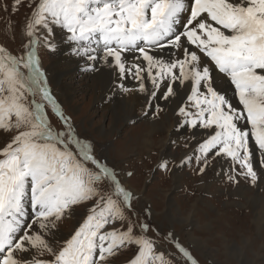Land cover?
<instances>
[{"label": "snow or ice", "instance_id": "snow-or-ice-1", "mask_svg": "<svg viewBox=\"0 0 264 264\" xmlns=\"http://www.w3.org/2000/svg\"><path fill=\"white\" fill-rule=\"evenodd\" d=\"M22 3L14 0L13 10ZM28 7L27 51L0 46V131L11 134L0 146V264H110L129 246L135 253L127 264H173L146 235L150 224L133 220V191L78 138L51 94L37 33L54 50V28L65 31L76 55L136 80L149 108L159 92L176 105L181 126L210 130L195 150L198 162L206 165L210 153L230 158L233 171L238 165L237 175L255 184L249 139L264 166V0H29ZM214 72L234 85L239 108L217 90ZM46 105L66 127L52 125ZM78 205L88 214L61 240L53 230ZM165 239L186 264H199L173 233Z\"/></svg>", "mask_w": 264, "mask_h": 264}, {"label": "rangeland", "instance_id": "rangeland-1", "mask_svg": "<svg viewBox=\"0 0 264 264\" xmlns=\"http://www.w3.org/2000/svg\"><path fill=\"white\" fill-rule=\"evenodd\" d=\"M28 3L29 0H23V3L13 10L14 0H0V46L5 47L14 55L18 56L23 55L27 51V49L24 48V45L28 43V37L25 35V24L27 18L31 15V8L28 7ZM59 29L54 28V34L58 33V36L54 35L49 37L51 43H54V40L58 37H61V40L64 38L65 31ZM37 35L41 36V43L37 45V54L40 59L41 68L45 75H47L46 79H48L47 68L50 67L52 59H54V50H50L49 47L43 43V35H46V33H37ZM99 67L100 66H98V69ZM103 69L105 71H111L107 66ZM72 80L76 83V91L73 93L71 102H69L68 105L65 104V100L59 97V95H61L59 84H54L50 80H47V86L64 114L71 118L78 138L90 142L93 147V154L117 171L122 178L123 184L133 191V207L136 215L132 218L135 221H142L150 224L151 228L146 235L156 242L155 246L157 250L164 253L166 259H171L173 264H186L184 258L175 248L174 243L169 239H165L168 233L172 232L180 243L199 261V264H242V262L235 263L234 261L237 260L234 258L226 261L221 255V253H223V248L222 245H220L222 243L221 238L218 236H222L221 232L223 234L225 233V236H227L229 234L228 230L232 229L234 230L233 237L236 236L235 233H237V231H241L244 232L242 233L243 235H246V237L248 235L249 238L247 248L244 249V247H242L239 250L240 252L238 251L237 253L240 257L239 260L244 259L245 262L249 264H264V219L259 224L255 225L253 223V217L249 219V216L248 218L246 216L249 209L241 210V212L238 211L247 204V197L250 198L249 196H252L255 192L264 195V166L260 163L262 153L255 144L254 138L250 137L249 147L252 153L253 167L258 175V180L255 184H253L250 179H245L243 176L237 175V173L241 171L238 165L235 166V170L233 171V163L230 158L223 156L217 157L214 153H210L206 157V165L203 159L198 162L196 156L200 155V153L195 150L198 148V144L203 142V139L210 130H205L200 127L194 128L190 125L181 126L183 124V118H180L181 121L179 124L183 129L181 130V128L174 127L176 131H179L177 132L178 137L174 141H169V152L175 153V156L161 159V157L157 156V153L160 154V144L164 138L161 137L160 132H153L150 134L151 144H143L142 139H144V136L148 132L147 126L144 124L143 120L146 119V115L149 116V118L146 119L148 121L149 119L159 120V118L164 116L167 110L171 112V110L168 109L170 102L163 101L162 98H159L160 96H157L158 98L152 101V107L149 108L146 105L149 103L150 98L145 95V98L142 97L140 102L141 105L145 104L144 106L147 109L143 110V107L138 104V107L135 108V115H137V117L131 118L132 120L122 122L121 124L117 123L118 130L115 132H108L104 138L99 134L97 127L98 125L107 127L110 123V115L106 114L103 116L104 112L101 109L102 106L95 105V102L91 98V92H84L81 88L79 89V84L83 82L82 79L77 77ZM133 81L136 83L135 80ZM137 87L135 88L137 89ZM229 87L231 89L234 85L231 84L230 86L229 84ZM125 88L130 89L132 87L125 86ZM103 102L108 103V100L105 99ZM156 105H159L160 108L158 114ZM46 112L55 128L61 129L66 127L63 122L52 113L50 106L46 105ZM173 112L176 115V112ZM241 123L243 124L244 122ZM134 125L137 126L134 127ZM10 135V133L4 132L3 138L0 141V146L9 141ZM166 144H168V142H166ZM73 150L75 151L74 146ZM178 153L182 155L180 156ZM189 156L192 157L191 161L182 164L181 161ZM162 160L167 161V169L159 167ZM219 161H222L220 165L221 168L217 167ZM214 166L217 167V169ZM173 167L178 168L184 173V175L180 177L178 185H173L172 183L170 172ZM201 167L204 168L203 172L200 171ZM128 173H131V175L129 176ZM229 173L236 175V181H230L227 178ZM240 187L241 189L248 187L251 191L246 192L244 195L238 194L235 189H239ZM165 192H167V194L172 192L171 197L176 199L174 203L180 206L183 215L186 214L187 210L195 206V221H193L192 224L189 223L181 227L179 226L180 220H170L168 222L164 219V215H161V211L164 203L167 204L165 201ZM241 204L243 205L240 206ZM210 205L219 209L222 215L218 216L216 211L210 208ZM245 207L243 209H245ZM151 209H154L156 213V218L154 219L151 218ZM79 211L80 213L82 212V214L78 217L76 222L73 223L71 215L77 214ZM87 214L85 205L73 206L71 211L67 212L65 216L57 222L56 229L65 233L63 239L69 238L70 235L74 233ZM240 215H244L245 217H240ZM178 217L182 218L183 216ZM206 222L211 224L213 232L206 229L203 224ZM207 226L209 227V224H207ZM137 231L139 230L137 229ZM190 233L205 240V246L209 248L210 253L215 259L202 254L204 253L203 249H201V253V251H198L191 243H188L187 234ZM134 253L135 248L132 246L121 249L110 258V264H127Z\"/></svg>", "mask_w": 264, "mask_h": 264}, {"label": "bare ground", "instance_id": "bare-ground-1", "mask_svg": "<svg viewBox=\"0 0 264 264\" xmlns=\"http://www.w3.org/2000/svg\"><path fill=\"white\" fill-rule=\"evenodd\" d=\"M54 35L58 36V33H56ZM63 37L64 38H62V40H61V37H58L54 40V43H53V44H55V49L53 51L54 59H52L50 67L47 68L48 77H49L47 80H50L54 84L60 85L61 95H59V97H61L63 100H65V104L68 105L69 102H71L73 93H75V91H76V87H75L76 83L72 79L77 78V77L82 79L83 82H81V83L79 82L80 83L79 89L81 88V90H84V92H89V93L91 92V94H92L91 98L95 102V105L96 106H99V105L102 106L101 109L104 112L103 116H105L106 114L110 115V123L108 124L107 127L103 126V125H98V127H97L98 132L101 136H103L105 138V136L108 132L117 131L118 130L117 123L121 124L122 122L132 120L131 118L137 117V115H135V108L138 107L137 106L138 104H139V106L143 107V110L147 109L144 106L145 104L141 105L140 101H141L142 97L145 98L144 96L145 95L148 96V95L146 93H140L138 90H136L135 87H137V85H138V82L136 80H135L136 83H134V81H133L134 79L130 75L126 79L118 78L117 74L115 72H113L112 69H111V71H105L103 69L105 67V65L103 63H101L99 61H96V62L88 61L86 56L76 55L75 52H73V47H75V45L72 43H69L66 40L65 34ZM127 60L129 62V64H131L132 61L134 60V56L132 54H127ZM92 65H94V68L91 67ZM98 66H100L99 69H98ZM60 67H62V68H60ZM213 75H214V78L216 79L215 86L217 87V90L220 91L222 94L226 95V97L231 101L233 106L239 108L240 105L238 104V99H237L238 97L235 94V88L233 87L230 89L229 84L231 86V83L227 79L222 78V75L218 76L215 72L213 73ZM145 83H146V87L151 89L150 82L146 80ZM121 84H123L124 87L125 86L132 87V88H130L132 91H128V92H124V90L122 91V88L120 87ZM163 90H164V86L162 85L161 91H163ZM157 96H160L159 92L157 93ZM105 99L108 100V103L103 102ZM145 103H146V101H145ZM148 104L149 103H147L146 106H148ZM175 108H176V105L174 103L170 102V104L168 105V109H170L171 112H169L167 110L166 113L164 114V116L162 118H159V120L149 119V121H148V120H146L149 118V116H147V115L145 117L146 119L143 120L144 124L147 126V130H148L147 134L144 136V139H142L143 144H151L150 134L153 132H160L161 137L164 138L160 144V149H159L160 154L157 153V156L161 157V159H166L168 157L175 156V153L169 152V145H170L169 141H171V140L174 141L178 137L177 132H179V131H176L175 130L176 128H174V127L181 128V130L183 129V127H180V125H179L180 123L178 124V119L180 120V118H178L173 112V111H175ZM96 110H98V109H96ZM137 125H134V127H136ZM3 135H4V132L0 131V141L3 138ZM133 140H135V139H133ZM166 142H168V144H166ZM178 155H180V153H178ZM221 163H222V161H219L217 167H220ZM217 167H215V168L217 169ZM217 171H219V170H217ZM170 173L172 176L173 185H178L179 179L181 176L184 175V173H182V171H180L176 167H173ZM246 181H248V180H246ZM235 191H237L236 193H238V194L244 195L246 192L251 191V189L248 187H246L245 189H241V187H240L239 189L238 188L235 189ZM262 193H263V191H262ZM171 194H172V192H170L169 194H167V192H165V196H166L165 201L167 202V204L164 203L162 211H161V215L162 216L164 215V219L167 220L168 222L170 220L171 221L180 220L179 226H181V227H183L189 223L192 224V222L195 221V218H194V213H195V209H196L195 206L191 207L189 210L186 211V214L183 215L181 212L180 206L178 204L174 203V200H176V199H174V197H171ZM249 197L250 198L247 197V204L245 205L246 207L244 206L245 209H243L244 208L243 207L242 209H239L238 211L241 212V210L249 209V212H248V214H246V216H247V218L249 216V219H250V217H253V223L256 225V224H259L264 219V195H261V194L255 192V194H253L252 196H249ZM242 205L243 204H241L240 206H242ZM211 206L212 205H210V208L212 210L216 211L218 216L222 215V213L219 209L215 208L214 206H212V207ZM151 210H152V215H151L152 217L151 218L154 219V218H156V216H155L156 213H155L154 209H151ZM81 214H82V212L80 213V211H79V212H77V214L71 215L73 223L76 222V220L78 219V217ZM178 216H183V217L179 218ZM240 217H245V216L240 215ZM212 220H213V218H212ZM212 223H214V222H212ZM203 224L208 231L211 230V232H213L212 231L213 228L211 227V224L209 222L208 223L206 222ZM207 224H209V227L207 226ZM241 224H244V223H241ZM195 225H197V224H195ZM249 226H250V224H249ZM53 231L56 232L58 238L63 240V237H65V233L63 231H60L58 229H54ZM228 231H229L228 232L229 234L227 236H225V233L223 234L222 232H221L222 236H220V235L218 236L221 238V242H222L220 244V245H222V248H223V253H221L222 258L224 257L226 261H229V260L234 258L237 260V261H234L235 263L236 262H238V263L242 262V264H246L247 262H245L244 259L239 260L240 257H239V255H237V253L242 247H244V249L247 248V243H249L248 242L249 241L248 235L246 237V235L242 234L244 232L237 231V233H235L236 236L233 237L234 236V230L231 229ZM187 238L189 240L188 243H191L193 245V247H195L198 251H201V249H203L204 253H202V251H201L202 254H205L208 257L213 258V255L210 253L209 248H207V246H205L206 243H205L204 239H202L201 237H196L191 233L187 234ZM213 259H215V258H213ZM247 264H249V263H247Z\"/></svg>", "mask_w": 264, "mask_h": 264}]
</instances>
